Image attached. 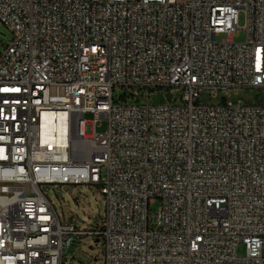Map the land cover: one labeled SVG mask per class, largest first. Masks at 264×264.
<instances>
[{"label":"built area","instance_id":"obj_1","mask_svg":"<svg viewBox=\"0 0 264 264\" xmlns=\"http://www.w3.org/2000/svg\"><path fill=\"white\" fill-rule=\"evenodd\" d=\"M0 20V264H64L77 237L103 264H264V96L202 100L264 89V0H0ZM52 184L98 186L99 224L62 222Z\"/></svg>","mask_w":264,"mask_h":264},{"label":"rangeland","instance_id":"obj_2","mask_svg":"<svg viewBox=\"0 0 264 264\" xmlns=\"http://www.w3.org/2000/svg\"><path fill=\"white\" fill-rule=\"evenodd\" d=\"M245 14L241 13L239 16L240 25L245 24ZM220 36L218 39H221ZM12 38V31L0 20V51ZM235 41H244L246 39V32L244 30L236 32L234 37ZM135 90H140L138 87ZM124 89L121 86H117L114 91L116 100H123L122 95ZM177 96L178 92H176ZM264 96V89L261 88H237L231 90L228 94L224 91H220L217 97L210 98L206 94H202V100L204 102L219 103L223 98L228 100H236L243 98L246 100H256ZM146 97L153 104L167 103L164 92L161 89H155L151 91L148 89ZM137 99V98H136ZM144 99H140V102H144ZM179 99L177 102H180ZM84 118L87 120H93L94 115L92 113H86ZM107 128V120H98L96 130L103 132ZM45 191L50 199L56 205L58 213L62 222H69L74 220L77 225L86 228L96 227L104 216L105 212V199L101 194L98 186L86 185V184H52L45 187ZM159 200H155L150 205L152 215L155 216V212L159 206ZM71 219V220H70ZM103 240L97 241L95 238L77 237L76 242L71 245L66 254L64 264H85L84 257L86 255L96 257L93 262L87 264H103ZM83 250V251H82ZM238 256H244L245 248L241 245L237 251Z\"/></svg>","mask_w":264,"mask_h":264},{"label":"bare ground","instance_id":"obj_3","mask_svg":"<svg viewBox=\"0 0 264 264\" xmlns=\"http://www.w3.org/2000/svg\"><path fill=\"white\" fill-rule=\"evenodd\" d=\"M45 130L56 136V139H62L64 133V124L62 114H56L55 118L50 115L46 116Z\"/></svg>","mask_w":264,"mask_h":264},{"label":"water","instance_id":"obj_4","mask_svg":"<svg viewBox=\"0 0 264 264\" xmlns=\"http://www.w3.org/2000/svg\"><path fill=\"white\" fill-rule=\"evenodd\" d=\"M171 98H172V93L171 92H168L167 94H166V99H167V101H171ZM71 220V219H70ZM99 239H97V241H98Z\"/></svg>","mask_w":264,"mask_h":264}]
</instances>
